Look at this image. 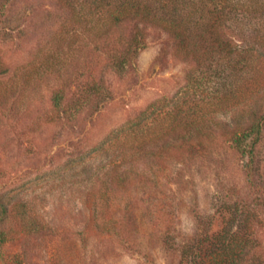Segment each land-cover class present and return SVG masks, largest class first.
<instances>
[{"label": "rangeland", "instance_id": "obj_1", "mask_svg": "<svg viewBox=\"0 0 264 264\" xmlns=\"http://www.w3.org/2000/svg\"><path fill=\"white\" fill-rule=\"evenodd\" d=\"M5 13L10 21L0 22V62L10 70L0 75V99L7 104L0 106V204L7 209L4 212L0 206V231L5 233L0 264H179L184 243L193 247V256L210 254L204 235L222 229L228 204L239 198L253 206L264 202V133L255 147L252 183L246 181L243 166L247 157L220 139L182 160H167L158 185L138 193L146 206L139 211L138 231L129 239L96 230L89 221L86 198L96 174L79 176L70 169L59 171L63 177L56 175L57 169H64L68 160L93 148L142 110L171 107L174 95L182 99L178 106L192 113L204 104L213 83L204 79L200 89L183 92L191 61L175 54L163 33L149 30L147 45L135 56L132 69L117 73L106 64V50L87 39L79 37L69 49L66 37L55 47L54 35L63 19L61 9L50 1L18 0ZM258 22L263 26L264 17ZM36 55L48 58L35 62ZM18 62L24 66L14 76L13 65ZM261 71L264 77V67ZM26 72L30 81L24 87L17 79ZM93 78L103 82L109 97L89 91ZM17 82L23 89L14 93L11 86ZM259 85L264 89V78ZM57 90L63 95L59 107L52 100ZM257 101L263 115L264 98ZM234 105L235 101L226 108L215 105L213 115L230 123ZM99 160L92 153L85 162L92 163L96 172ZM78 164L79 169L83 162ZM149 178L155 180L154 175ZM223 202H227L224 208ZM247 217L264 224L260 209ZM255 235L254 248L247 250L241 264H264V233ZM165 237L176 245L165 242ZM200 239L205 242L199 244Z\"/></svg>", "mask_w": 264, "mask_h": 264}, {"label": "trees", "instance_id": "obj_2", "mask_svg": "<svg viewBox=\"0 0 264 264\" xmlns=\"http://www.w3.org/2000/svg\"><path fill=\"white\" fill-rule=\"evenodd\" d=\"M17 1L0 0L1 23L10 21L5 12ZM48 1L62 13L60 31L53 39L56 48L66 37L69 49L79 37L87 39L95 48L102 46L106 50L108 67L123 73L132 69L135 56L146 47L148 31H157L167 36L175 54L191 61L192 66L181 87L183 92L194 87L200 89L204 79L213 83L204 104L192 113L181 109L178 105L182 99L174 95L171 97L174 106L160 111L155 107L150 112L142 110L134 120L116 129L93 148L68 160L64 169H57L56 175L63 177L59 171L66 173L70 169L79 176L96 174L95 182L86 190L91 208L89 221L96 230L121 235L125 241L129 239V234L138 231L139 211L146 206L142 205L145 199L138 193L147 188L151 191L158 185L157 177L167 160H182L204 149L207 143L220 139L247 157L243 162L246 181L253 182L255 147L264 133V114L257 109V100L264 98V92H261L264 89L258 86L264 78L261 71L264 67V25L258 22L264 17V0H236L235 3L232 0ZM46 58L48 56L36 55L32 59L42 63ZM18 63L13 65L14 76L24 66V63ZM8 70V66L0 62V75ZM27 74L29 72L17 79L19 82L22 79L24 87L30 81ZM22 84L17 82L11 86L13 92L19 93ZM88 89L93 95L109 97L100 79L93 78ZM62 98L61 90L55 91L53 105L59 107ZM232 101L235 105L230 123L218 120L213 115L215 109L226 108ZM6 105L0 99V106L5 108ZM109 151H114L115 155L107 154ZM92 153L93 158L100 159L101 167L95 165L97 173L92 169V163L85 162ZM80 162L83 164L78 169ZM152 175L155 180L149 181ZM226 203L223 202L222 208ZM255 205L241 198L228 204L229 215L224 216L222 229L217 234L207 232L204 235L207 242L198 241L199 244L205 242L208 246L205 249L210 254L207 252L204 256L196 252L193 256V247L184 243L180 247L179 264L244 263L247 250L254 248L255 234L264 233L263 223L258 225L257 218L251 221L247 217V213L256 209L264 216V202ZM0 206L2 211H7L5 204ZM241 216L242 221L236 225V219ZM4 236L5 233L0 231V241H4ZM166 239L170 245H176L174 239L165 237L163 240L166 242ZM202 250V247L198 249Z\"/></svg>", "mask_w": 264, "mask_h": 264}]
</instances>
